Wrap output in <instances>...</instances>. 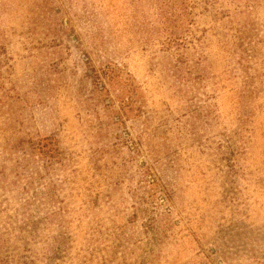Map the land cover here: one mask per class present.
Instances as JSON below:
<instances>
[{"label":"rangeland","instance_id":"374dc122","mask_svg":"<svg viewBox=\"0 0 264 264\" xmlns=\"http://www.w3.org/2000/svg\"><path fill=\"white\" fill-rule=\"evenodd\" d=\"M0 264H264V0H0Z\"/></svg>","mask_w":264,"mask_h":264},{"label":"trees","instance_id":"16d2710c","mask_svg":"<svg viewBox=\"0 0 264 264\" xmlns=\"http://www.w3.org/2000/svg\"><path fill=\"white\" fill-rule=\"evenodd\" d=\"M229 24H231V21H228ZM242 27H236L231 26V29L233 30V33L231 34L233 38L234 46L236 47L235 53L239 54L238 56V65L240 66V69L244 72V79L243 82H249L250 77L248 75V62H247V56L249 55V52L247 49H250V40L248 37L250 36V31H246ZM235 39V40H234ZM246 40V42L244 41ZM183 40L178 38L177 36H173L168 40V46L172 45L176 51L174 55V62H173V71L176 72V75L183 70L186 69L187 72H185L187 75L186 77L189 78V66L188 65V59H187V52L186 50H183L182 47L184 46ZM181 49V50H180ZM253 52V50H251Z\"/></svg>","mask_w":264,"mask_h":264}]
</instances>
